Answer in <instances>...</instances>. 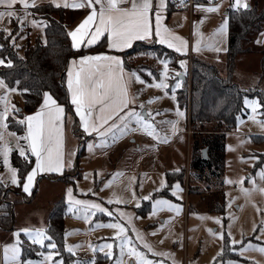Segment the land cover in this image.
<instances>
[{
    "label": "rangeland",
    "instance_id": "obj_1",
    "mask_svg": "<svg viewBox=\"0 0 264 264\" xmlns=\"http://www.w3.org/2000/svg\"><path fill=\"white\" fill-rule=\"evenodd\" d=\"M73 1L75 3L82 2V0ZM168 1L165 0V3ZM206 1L209 5L202 6L200 10L203 18L202 24L199 23L200 21L194 24L192 20L188 22L186 11H181L183 12L180 20L182 30L187 32L188 37L193 35L194 46L196 41L201 39L200 36L195 35V32L198 31L202 34L201 50L197 52L191 47L190 54L182 56V60L186 62L183 68L177 57L155 49V44L137 45L129 51L130 56L126 58L129 70L137 72L145 81L144 84L138 83L137 85L139 104L136 110L141 111L139 105L143 102L145 109L152 111L154 116L152 122L161 138H168L166 143L158 142L139 131L124 135L116 133V138L113 139L111 133L106 137H100L96 133L86 135L83 129H80L79 137H75L73 134L68 135L71 167L67 166L66 171L57 175L58 178H61L60 180L48 177L47 174L51 172L38 173L27 193L23 191V185L20 188L19 184L11 183V173L8 167H5L3 157L0 156L2 165L0 181L6 187L5 199L6 202L13 205L14 216L13 227L10 229L11 226L9 227V224L3 222L5 219L0 214V264H5L4 246L17 242L14 233L23 228L46 231L48 214L53 210L54 205L62 199L66 204L65 232L71 234L64 238L63 252L56 246L55 252L58 254L53 257V261H62L63 264H76V262L90 264L94 259L95 264H116V261L121 259V249L119 241L115 237V230L106 227L95 228V224L119 221L128 227V236L132 245L143 252L148 259L153 260L154 264H174V262L175 264H264V253L256 250L259 247H264V233L261 232V228H264V192L258 190L264 188V181H261L258 176V173L264 170V127L256 122L264 121V23L261 24L260 29L253 30L246 37L242 44L243 52L236 56L235 67L233 72H230L226 55L229 12L238 14L232 7L234 0H219L215 4L220 5L219 10L211 13H206L203 8L215 6L212 2L217 0ZM130 2L131 0H122L119 5ZM158 3L159 0H153L154 7ZM241 3L249 4L253 8H257L259 12H264V0H241ZM195 8L196 11H199L196 6ZM83 9H88V7ZM15 11L20 15H23L24 12L21 9ZM28 12L30 15L24 22L22 30L15 18L9 21L5 17L0 21V30L3 31L4 28H7L15 37V41L12 39V42L20 55L23 54L24 47L33 41L31 39L32 28H38L29 22L34 19L33 14L29 10ZM75 17L73 14L65 13V22H72ZM225 20H227L226 30L216 33L215 30ZM38 31L42 33L41 29ZM214 33L215 35H213ZM5 34L8 35L6 32ZM209 44L214 48H220L221 51L217 52L214 48L207 47ZM192 57L215 66L222 77H230V81L247 94L248 100L258 101L260 105L253 113L251 108L244 104L235 127L225 133L223 166L213 164L211 160L209 162H212L213 166L211 168L208 166L207 160L210 155L215 158L216 153L209 152L203 144L204 137L212 136L217 132L222 134L217 123L201 121L202 125H198L200 120L195 122L191 118ZM165 60L168 61V77L165 83L169 87L167 89L151 87V84L161 79L160 73L163 71L161 61ZM178 65L181 68H178ZM149 72L152 73L151 76L148 75ZM177 73L185 76L186 80H183L180 75L177 76ZM0 79L2 78L0 77ZM177 80L181 82L182 86L173 92ZM178 92H181L189 100L187 109L180 108L177 101ZM173 95H175V100L172 99ZM3 96H5V90L0 89V97ZM155 97H160V99L151 104L147 103L150 98ZM7 102L9 106L14 105L18 109V111H9L6 121L7 129L0 128L4 140L12 147V151L9 153V166L16 169L11 157L15 150L19 154L17 144L25 148L24 157L33 158L35 166V157L27 150V141L17 140V137L25 135L27 124H23L25 132L22 134H18L8 127L11 117L16 120L15 123L19 126L21 124L18 123V120L23 119L27 114L23 110L22 95L19 91L9 92L7 93ZM177 108L185 113L184 117L176 116ZM3 109L4 104L0 103V111ZM21 112L22 115L19 114ZM157 112L160 115H156ZM250 116L254 119H249ZM71 118L69 119V132H71V124H73ZM163 121H177L178 131L173 134L171 126L161 123ZM240 121L243 122L240 123ZM78 124L77 122V130ZM189 124L192 126V133L188 136ZM9 133H15L16 136H11ZM102 140L107 141L106 147L98 146ZM89 144L94 145L92 151H89ZM194 146L198 147H196L197 152L195 153ZM205 149H207V158L203 157V159L207 165L204 164V168L201 170L199 166H193V162L196 154L203 155ZM215 165L219 166V170L217 167L215 168ZM52 175L56 177V174ZM241 178H246L242 184L239 183ZM225 180L234 183H225ZM252 180H255L258 189L245 195L242 189H252ZM109 181H111L110 186L105 187ZM161 181H164V187H161ZM177 184L182 191L173 195L174 186ZM69 187L73 189V196L76 199L100 203L112 215L96 211L95 215L90 217V222L86 223L83 220L82 210L69 212L67 197ZM133 192L135 193L134 197ZM144 196L150 198L144 200L142 199ZM117 198L124 202L116 203ZM109 199H112L113 203H108ZM159 199H166L180 206L181 211L177 214L164 208L153 215V203ZM121 211L133 217L132 224L135 229L143 234L144 240L152 246L155 252L170 253L171 255H153L152 252L144 248L143 242L137 240L135 232L127 225V221L120 218ZM216 218L220 219V224L215 222ZM167 220H170V223L161 228V224ZM93 228L94 230H92ZM208 229H211L212 233ZM153 232L156 234L151 235L150 233ZM221 233L223 239L220 238ZM19 239L21 241V264H26L27 261L36 264L43 260L40 253L46 254L52 251L46 247L48 241H45L44 247L32 244L23 232H20ZM233 240L238 243L233 244ZM23 242L35 247H32L33 253L38 248V251L35 252L37 253L36 257L25 258L23 256ZM105 243L113 244L111 258H107L105 255L108 249L103 252L99 251V246ZM249 243L254 246L253 249L242 253L241 249L246 248ZM66 245H79V247H74L73 254L67 251ZM93 248L97 250L93 252ZM122 259L124 264H135V258L127 255V249H125Z\"/></svg>",
    "mask_w": 264,
    "mask_h": 264
},
{
    "label": "snow or ice",
    "instance_id": "obj_2",
    "mask_svg": "<svg viewBox=\"0 0 264 264\" xmlns=\"http://www.w3.org/2000/svg\"><path fill=\"white\" fill-rule=\"evenodd\" d=\"M19 2L21 3L24 12L23 15L18 14L14 10V5ZM183 2V0H181ZM52 3L56 7H60L56 0H52ZM119 3L122 0H82L79 3H68L65 0L63 6L71 7L74 9L88 7L92 11L84 18V20L75 28L70 31L68 35L72 40V48L78 49L87 37V45H95L98 40L105 33H107V47L109 49L123 50L131 47L133 41H146L153 37L156 41L162 45H166L168 48L174 49L178 53L187 54L188 42L182 37L176 35L171 29H169L163 23V15L161 10L166 7L165 0H159V3L153 9V0H132L130 8H121ZM37 0H0V6L4 7V11H0V21L5 17L11 21L15 18L20 24L21 30L23 29L24 22L28 19L30 13L27 11L29 7H35ZM99 5V11L97 12L95 5ZM197 8L202 6L197 4ZM220 5L210 6L203 8L206 13L217 12ZM234 8L244 7L247 8L246 3H241V0H234L232 5ZM155 11V21L153 23L152 12ZM33 26H38L36 20L29 21ZM199 23H203V18ZM227 27V20L215 30L216 33L224 32ZM3 31L11 35V31L4 28ZM195 35L200 36L201 39L196 41L193 47L194 51L199 52L201 50L202 34L198 31ZM215 35V33L213 34ZM23 38V37H21ZM15 41V37H12ZM17 47L19 45H16ZM209 48H214L213 45H207ZM215 51H221L220 48H214ZM4 61L0 60V64ZM163 64V71L160 73L161 79L158 82L151 84V87L157 89H167L169 85L165 83L168 77V61H161ZM185 61L180 60L179 64L183 68ZM11 64V61H8ZM152 75L151 72L148 73ZM177 76L180 73L176 74ZM67 90L71 96V103L75 106L76 115L79 116L80 126L83 128L85 133L91 134L96 133L100 137H106L109 133L112 134L113 139L116 138V133L124 135L131 132H142L149 137L157 140L158 142H167V137L161 138L157 131L154 123L153 113L150 109H145V104L142 102L139 105L141 111H137L136 107H130L135 105L137 100L136 94L129 93V84L133 80L137 83L144 84L145 81L136 72L125 73L123 62L119 56L108 55V54H97V55H84L79 60H73L71 66L67 70ZM19 81H17V84ZM181 82L177 80L175 89L180 88ZM0 89L5 90V96L0 97V103L4 104L3 111H0V128L7 129V119L9 111H18L14 105L9 106L7 102V93L16 92V88L9 87L3 79H0ZM167 95V92H165ZM43 103L41 104L40 110L32 115L25 116L23 119L18 120V123L23 125L27 124L26 133L22 137H17V140L27 141L28 151L35 157V166L27 173V176L23 183V191L29 192L30 186L38 173L41 172H62L65 167L64 152H63V117L64 108L57 103L52 96L45 92L43 94ZM160 97L150 98L147 103L151 104ZM175 100V95L172 96ZM244 104L251 108L252 112L255 113L259 102L255 100H248L247 97L244 99ZM156 115H160L159 112ZM177 117H184L185 113L176 109ZM249 119H254L250 116ZM111 121V123H109ZM119 121V123H117ZM243 121H240L242 123ZM262 127H264V121H256ZM161 123H167L171 126V131L175 134L178 129L176 127L177 121H163ZM135 125V126H133ZM11 136H16L15 133H9ZM98 146L106 147L107 141L102 140ZM21 157L25 156V148L17 144ZM89 151H92L94 145L89 144ZM12 151V147L8 142L4 140L3 132H0V156L3 157L5 167H8L11 173V183L14 185L19 184L17 178V170L9 166V153ZM67 166L71 167V161L67 162ZM119 175V174H115ZM261 181H264V170L258 173ZM87 178V176H86ZM135 179V178H133ZM246 178H241L239 183H243ZM225 183H234L230 180H225ZM252 189H242L245 195H248L250 191L257 190L255 180L251 181ZM106 184L105 187L110 186ZM143 185L141 184V187ZM161 187H164V181H161ZM264 192V188L258 189ZM182 191L179 184L174 186L173 195L177 192ZM135 193L133 192V197ZM67 197L69 202V212L74 210L79 212L83 211V220L86 223L90 222V217L95 215L96 211L105 213L109 216L112 213L105 207H102L100 203H95L88 200L76 199L73 196V189L69 187L67 189ZM149 196H144L142 199L148 200ZM116 203H122L124 201L117 198ZM108 203H113L112 199H109ZM80 206V207H77ZM230 206V205H229ZM139 207V204H137ZM166 208L170 212L179 213L181 211L180 206L171 203L166 199H159L154 201L152 206V214L155 215L158 210ZM95 210V211H93ZM121 219L127 221V225L132 228L135 232L136 238L143 242L144 248L153 255H171L170 253H157L153 250L152 246L144 240L142 233L135 229L132 224L133 217L123 211L119 213ZM203 219V217H201ZM215 222L220 224L219 218H216ZM170 223V220L164 221L161 224V228L165 224ZM110 228L115 230V237L119 241V247L121 249V259L116 261V264H124L122 257L125 255V249H127V255L135 258V264H154L153 260L148 259L145 254L139 251L135 246L132 245V241L128 236V227L124 223L119 221L108 224L96 223L95 228ZM94 230V228L92 229ZM255 230V229H254ZM212 233L211 229H208ZM20 232H23L28 236L32 244H38L41 247L45 246V241H48L46 247L52 251L48 253H40L43 256L42 261L36 262V264H63L62 261H53V257L58 253L55 252L56 244L53 242L52 237L47 235L44 229H29L23 228L18 232L14 233L17 237L15 244L4 246V262L5 264H21L20 261ZM261 232L264 233V228H261ZM71 233L65 232V238ZM155 235L156 233H150ZM230 234V233H229ZM220 238L223 239L222 233ZM233 244L238 241L233 240ZM74 247L66 245L67 251L73 253ZM91 247V245H90ZM253 245L249 243L246 248L241 249V252H245L249 249H253ZM113 244L105 243L99 246V251L103 252L105 249L108 251L105 253L107 258L112 257ZM97 249L93 248V252ZM258 250L264 253V247H259ZM26 264H33L32 261H27ZM79 264V262H76ZM90 264H95L93 259ZM175 264V262H174Z\"/></svg>",
    "mask_w": 264,
    "mask_h": 264
},
{
    "label": "trees",
    "instance_id": "obj_3",
    "mask_svg": "<svg viewBox=\"0 0 264 264\" xmlns=\"http://www.w3.org/2000/svg\"><path fill=\"white\" fill-rule=\"evenodd\" d=\"M29 11L33 14V19L38 22V28H32L33 36L31 39L33 41L24 47L22 55L12 42L13 35H6L4 31L0 30V60L4 61L3 64H0V77L9 87L16 88L20 92L24 100V112H34L42 103L45 92L51 94L57 103L64 105L68 112H71L72 106L65 85L66 66L71 58L90 51L73 49L68 35L73 24L80 18L82 11L56 7L52 3L37 5L30 8ZM65 13L73 14L76 17L72 19V22L66 23ZM229 13L226 57L228 69L233 72L236 56L243 52L242 44L246 37L253 30L260 29L261 24L264 23V12H259L257 8L248 5L237 15L232 11ZM38 29H41L42 33ZM141 44L144 43H137L136 46ZM103 45L104 42L95 49L100 50ZM155 49L177 57L179 61L182 60V56L164 46L156 45ZM129 56L130 52H127L125 54L127 69H130L126 64V58ZM8 61H11L10 65ZM177 67L181 68L179 65ZM191 71V118L195 122L200 120L217 123L222 134L217 132L212 136L204 137L203 144L209 152L216 153L215 158L210 155L209 160H207L208 166L211 168L214 163L223 166L225 161L223 138L226 132L235 127L237 118L244 108V99L247 94L232 83L230 77H222L213 65L193 58ZM17 81H19L18 84ZM177 101L181 109H187L189 100L181 92L177 93ZM19 114L22 115V112ZM15 121L12 117L9 119V129L18 134L24 133L25 125L18 126ZM196 147L194 146V153L197 152L198 147ZM11 159L17 170L21 188L27 173L34 166V159L21 157L16 150L12 153ZM210 160L213 161V164L209 162ZM205 163L203 155L198 156L196 154L193 166H199L202 170ZM217 165L215 168L217 167L219 170ZM52 177L61 179L60 177ZM5 191L6 187L0 181V214L5 219L3 222L9 224L10 229H12L14 223L13 205L6 202ZM58 202L49 214L46 233L52 237L58 249L63 252L66 204L63 199ZM32 247L35 248L26 242L22 243V252L25 258L37 256L35 252L38 251V248L33 253ZM70 257L73 259L72 256Z\"/></svg>",
    "mask_w": 264,
    "mask_h": 264
},
{
    "label": "crops",
    "instance_id": "obj_4",
    "mask_svg": "<svg viewBox=\"0 0 264 264\" xmlns=\"http://www.w3.org/2000/svg\"><path fill=\"white\" fill-rule=\"evenodd\" d=\"M188 1L189 0H183V2L178 1V0L177 1L176 0H172V1L169 0L166 3V7L161 10L162 15L164 17L163 23L169 29H171L176 35L182 37L183 39H185L188 42V51H187V54L178 53L174 49L168 48L166 45H162V44L158 43L156 41V38H155L154 35H153V37L151 39L146 40V41H133L131 47H128V48H125V49L119 50V51L118 50H115V49H109L107 47V33H105L104 36H102L100 38V40H98L95 45H91V46L87 45V43H86L87 37H85V41L76 50L86 49L87 51L88 50H90V51L89 52H85L82 55L73 57V58H71L68 61L67 66H66V70H65V82H66L65 85H66V88H67V79H68V77H67V70L71 66V62L73 60H77L78 61L79 58L81 56H84V55H97V54L104 53V54H108V55L119 56L120 59L123 62V67H124L125 73L133 72V71L127 69L126 66H125V54L127 52H129L130 50H132L136 46L137 43L160 45V46H164V47H166V48L174 51L175 53H177L180 56L189 55L190 54V51H191V47H192V49L194 47V40H193V35L192 36L190 35V37H188L187 32L185 30H182V27H181L182 25H181V21L180 20H181V14L183 12H181V11L185 10L186 13H187L186 15H187L188 22H190V20H192V22L194 24L195 22L198 23L202 19V15L200 14L201 8H198L199 11H196L195 10L196 9L195 6L197 4H199L201 6H207L209 4H208V1H206V0H194L195 3L193 4V6L191 8L190 5L187 4ZM218 1L219 0L212 2L213 5H215ZM64 2H65V0H56V3H59L61 5L60 7H62V8H66V9H70V10L82 11V13L80 14V18L76 21V23L73 24V27L71 29V31H73L84 20V18L92 11V9H90V8H88V9H83V8L74 9V8H71V7H64L63 6ZM67 2L70 3V4L71 3H75L73 0H67ZM174 2H180V3L184 4V6L183 7H175L174 6ZM29 3H31V0H29ZM46 3H52V0H37L36 6L37 5H41V4H46ZM131 3H132V0H131V2L129 4L126 3V4H121V5H118V6L121 7V8H130L131 7ZM53 5L55 6V4H53ZM99 7L100 6L95 5V8H96L97 12L99 11ZM30 8H32V7H29L27 9V11ZM17 9L24 10L23 7H22V5H21V3H19V2H17L14 5V10H17ZM153 9L155 10V7L154 6H153ZM0 10L4 11L5 9H4L3 6H0ZM151 15H152L153 23H154V21H155V11H153ZM70 40H71V37H70ZM102 42H104L103 48L100 49V50H96L95 48L98 47V45H100ZM71 44H72V40H71ZM192 58L196 59V57H192ZM137 85H138V83L135 82L134 80L132 82H130V84H129V93L130 94H136L137 95L136 104L135 105H130V107H133L134 106V107H137L138 108V104H139V98H138V96L139 95L137 93ZM68 96H69V100H70V103H71V96H70L69 93H68ZM52 98L54 99L53 96H52ZM42 103H43V100H42ZM41 104H40V106L34 112L27 113L26 116L32 115V114L36 113L37 111H39L40 110V107H41ZM59 105H61V104H59ZM61 106L64 108V117H63V152H64L65 167L62 170V172H64V171H66V169H68L66 162L69 161L68 135L69 134H73L75 137H79V135H78V133L80 132L79 130L80 129L82 130L83 128L80 126V120H79V116L76 115L75 106L71 103V106H72L71 112L72 113L71 112H68L67 108L64 105H61ZM71 114H73V115H71ZM69 116H71V117L73 116V117L71 118ZM70 118L73 121V124H71V132H69V121H70L69 119ZM77 122L79 123L78 124V130L76 128L77 127V125H76ZM109 123H111V121ZM117 123H119V121H117ZM85 134L86 135H91L92 133L91 134L85 133ZM75 151H76V149H75ZM52 174H56V177H58L57 175L61 174V172H51L50 174H47V175H49L48 177L53 178L52 176H55V175H52ZM50 212H49V214H50ZM49 214H48V217H49ZM47 225H48V219H47V223H46V229H47Z\"/></svg>",
    "mask_w": 264,
    "mask_h": 264
},
{
    "label": "built area",
    "instance_id": "obj_5",
    "mask_svg": "<svg viewBox=\"0 0 264 264\" xmlns=\"http://www.w3.org/2000/svg\"><path fill=\"white\" fill-rule=\"evenodd\" d=\"M194 3H195L194 0H189L187 4H189L190 7L192 8V6H193ZM174 6H175V7H183L184 4H182V3H180V2H174ZM243 10H244V7L235 8V11H236L237 13H240V12H242ZM189 77H190V76H189ZM198 125H202V122L199 121V122H198ZM191 129H192V126H191V124H189V130H188V132H187V135H188V136L191 135V133H192V130H191Z\"/></svg>",
    "mask_w": 264,
    "mask_h": 264
},
{
    "label": "water",
    "instance_id": "obj_6",
    "mask_svg": "<svg viewBox=\"0 0 264 264\" xmlns=\"http://www.w3.org/2000/svg\"><path fill=\"white\" fill-rule=\"evenodd\" d=\"M250 7V6H249ZM180 77L183 79V80H185L186 79V77L185 76H183V75H180ZM207 149H205L204 151H203V157L206 159L207 158Z\"/></svg>",
    "mask_w": 264,
    "mask_h": 264
}]
</instances>
